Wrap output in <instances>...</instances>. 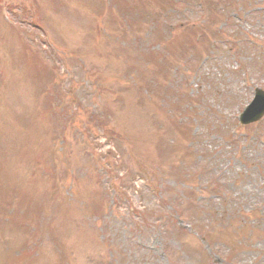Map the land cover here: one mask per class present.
<instances>
[{
    "label": "rangeland",
    "instance_id": "1",
    "mask_svg": "<svg viewBox=\"0 0 264 264\" xmlns=\"http://www.w3.org/2000/svg\"><path fill=\"white\" fill-rule=\"evenodd\" d=\"M67 1L0 0V264H264V0Z\"/></svg>",
    "mask_w": 264,
    "mask_h": 264
},
{
    "label": "water",
    "instance_id": "2",
    "mask_svg": "<svg viewBox=\"0 0 264 264\" xmlns=\"http://www.w3.org/2000/svg\"><path fill=\"white\" fill-rule=\"evenodd\" d=\"M263 97H264V96L262 95V98H260V100H259V102H258V105L262 104V105L264 106V103H262V102H263ZM263 112H264V107L259 111L258 115L254 116V119H255V118H258L259 115H261Z\"/></svg>",
    "mask_w": 264,
    "mask_h": 264
}]
</instances>
